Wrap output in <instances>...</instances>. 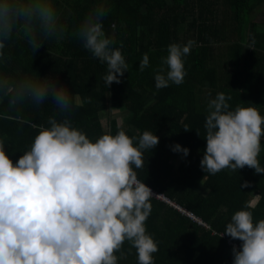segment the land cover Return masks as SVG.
<instances>
[{
	"label": "trees",
	"instance_id": "obj_1",
	"mask_svg": "<svg viewBox=\"0 0 264 264\" xmlns=\"http://www.w3.org/2000/svg\"><path fill=\"white\" fill-rule=\"evenodd\" d=\"M95 2L59 0L68 26L65 38L48 41L35 53L26 43L17 44L13 70L65 85L79 101L71 116L74 126L93 140L118 130L130 137L149 130L159 137V144L144 152L138 178L184 211L153 197L146 228L158 243L154 264H232V247L241 242L220 235L245 204L254 220L264 219V173L245 167L206 174L200 167L204 122L207 102L219 92L232 97L230 107L255 106L264 115V0H108L111 12L104 28L115 36L116 46L123 43L129 65L121 83L110 87L102 79L106 65L71 36ZM252 39L253 48H247ZM188 40L196 44L183 58L184 82L157 90L153 70L167 56L168 45ZM144 53L150 65L141 72ZM54 106L45 102L15 111L0 104V139L14 163L37 134L31 124H46ZM261 143L258 159L264 167V138ZM175 144L188 148V156L171 151ZM176 154L182 156L175 162ZM120 264H136L135 250Z\"/></svg>",
	"mask_w": 264,
	"mask_h": 264
},
{
	"label": "clouds",
	"instance_id": "obj_2",
	"mask_svg": "<svg viewBox=\"0 0 264 264\" xmlns=\"http://www.w3.org/2000/svg\"><path fill=\"white\" fill-rule=\"evenodd\" d=\"M58 4L0 0V104L21 111L51 102L56 110L46 124H31L37 134L15 163L0 139V264H120L133 249L136 264H154L158 243L146 221L157 198L153 193L160 194L136 170L145 167L143 154L159 144V137L149 130L131 137L118 130L93 140L74 126L71 116L79 101L65 85L54 77L13 70L17 44L26 43L35 53L46 42L65 38L68 26ZM110 12L108 0H96L71 32L106 65L102 79L107 87L121 83L129 67L123 43L116 46L115 36L105 31ZM195 44L188 40L168 45L167 56L153 70L157 90L184 82L183 58ZM254 44L252 39L247 48ZM149 65L144 53L138 69L143 72ZM231 99L219 92L207 102L200 167L208 175L245 167L264 173L258 159L264 115L255 106L232 108ZM183 129L189 131L187 125ZM171 151L189 154L180 144ZM225 235L241 242L232 247V264H264V219L254 220L248 204L231 215L220 238Z\"/></svg>",
	"mask_w": 264,
	"mask_h": 264
},
{
	"label": "rangeland",
	"instance_id": "obj_3",
	"mask_svg": "<svg viewBox=\"0 0 264 264\" xmlns=\"http://www.w3.org/2000/svg\"><path fill=\"white\" fill-rule=\"evenodd\" d=\"M118 124H119V121H118ZM119 125H122V124H119ZM175 158L179 159V156L176 154L175 155ZM172 162H174V157L172 158ZM163 202H165L166 204H168L169 206L177 209L178 211H184L183 209H180L179 207H177L175 204H173L172 202H170L169 200H167L166 198H157Z\"/></svg>",
	"mask_w": 264,
	"mask_h": 264
},
{
	"label": "crops",
	"instance_id": "obj_4",
	"mask_svg": "<svg viewBox=\"0 0 264 264\" xmlns=\"http://www.w3.org/2000/svg\"><path fill=\"white\" fill-rule=\"evenodd\" d=\"M126 115V114H125ZM113 117H116V115H112ZM118 121H119V123L120 124H122L124 121H125V116H124V114L121 116V117H118ZM181 154H180V157L179 158H181ZM176 160H177V158H175V162H176ZM179 163V162H178ZM177 163V164H178ZM177 164H175V165H177Z\"/></svg>",
	"mask_w": 264,
	"mask_h": 264
},
{
	"label": "built area",
	"instance_id": "obj_5",
	"mask_svg": "<svg viewBox=\"0 0 264 264\" xmlns=\"http://www.w3.org/2000/svg\"><path fill=\"white\" fill-rule=\"evenodd\" d=\"M153 196H155V197H157V198H163L161 195H155L154 193H153ZM187 215H188V216H191L190 213H187Z\"/></svg>",
	"mask_w": 264,
	"mask_h": 264
}]
</instances>
